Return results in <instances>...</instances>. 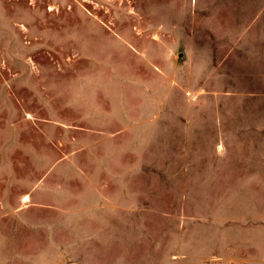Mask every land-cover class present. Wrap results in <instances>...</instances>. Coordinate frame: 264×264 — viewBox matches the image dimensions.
Returning <instances> with one entry per match:
<instances>
[{"label":"rangeland","instance_id":"rangeland-1","mask_svg":"<svg viewBox=\"0 0 264 264\" xmlns=\"http://www.w3.org/2000/svg\"><path fill=\"white\" fill-rule=\"evenodd\" d=\"M0 264H264V0H0Z\"/></svg>","mask_w":264,"mask_h":264},{"label":"crops","instance_id":"crops-1","mask_svg":"<svg viewBox=\"0 0 264 264\" xmlns=\"http://www.w3.org/2000/svg\"><path fill=\"white\" fill-rule=\"evenodd\" d=\"M26 196V195H25ZM28 196V195H27ZM28 198H29V196H28ZM24 199H25V197H24ZM25 200H28V199H25Z\"/></svg>","mask_w":264,"mask_h":264},{"label":"bare ground","instance_id":"bare-ground-1","mask_svg":"<svg viewBox=\"0 0 264 264\" xmlns=\"http://www.w3.org/2000/svg\"><path fill=\"white\" fill-rule=\"evenodd\" d=\"M25 199H28V196H26Z\"/></svg>","mask_w":264,"mask_h":264}]
</instances>
